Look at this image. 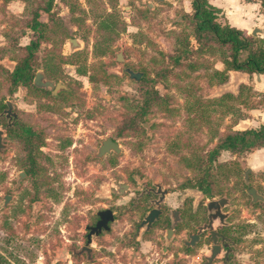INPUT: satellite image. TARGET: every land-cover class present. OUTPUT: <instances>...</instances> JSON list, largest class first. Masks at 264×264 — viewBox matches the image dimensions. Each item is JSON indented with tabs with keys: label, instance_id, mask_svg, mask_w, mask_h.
<instances>
[{
	"label": "rangeland",
	"instance_id": "rangeland-1",
	"mask_svg": "<svg viewBox=\"0 0 264 264\" xmlns=\"http://www.w3.org/2000/svg\"><path fill=\"white\" fill-rule=\"evenodd\" d=\"M3 1L0 252L5 263L0 264H21L15 253L21 254L22 264H70L71 254L64 255V250L73 248V239L84 244L88 214L93 220L95 210L104 207L116 209L119 215L105 235L106 246L101 247L104 264H203L194 255L180 260L175 251L169 258L161 252L160 247L167 244L164 224L140 237L137 245L130 241L131 235L151 205L168 210L185 203L188 208H200L204 215L206 201L220 196L228 200L222 210L231 213L229 230L241 244V264H264V202H251L246 192L253 185L264 194V170L251 169L246 182L244 169L250 166L246 152L221 149L211 156L218 137L229 126H247L242 119L251 117L249 109L261 103V96L248 90L247 84L241 90L244 101L226 96L229 90L217 89L214 71L220 55L213 52L212 44L201 50L193 35L191 0H90L91 10L86 0H53L50 11L41 13L48 26L31 58V78L17 85L9 82L6 70H12L26 54L24 45L33 35L28 24L44 0ZM223 1L233 10V20H248L237 6L238 0ZM246 1L259 2L258 9L250 6L253 24L262 34L264 0ZM118 50L123 52L124 62L116 60ZM122 66L141 75L132 77ZM36 70L70 89L52 93L50 88L33 84ZM147 86L158 97L143 111L142 91ZM6 100L12 102L11 112L19 121L10 131L5 128ZM105 136L118 141L121 151L97 157L94 153ZM29 156L38 168L31 176H63L66 183L44 182L37 216L38 205L32 207L31 216V203L27 202L26 210L12 215L9 223L2 196L9 186H15L14 178ZM120 183L129 188L117 192ZM143 192L153 199L140 200L134 206L135 196ZM14 194L19 201V192ZM123 210L126 213L121 214ZM248 218L253 221H246ZM8 231L13 234L11 240ZM174 246L169 243L171 249ZM202 248L206 250V245ZM245 248L255 250L256 255L248 257ZM131 250L141 252V258L131 262ZM149 251L154 253L146 258ZM80 261L86 262L85 254Z\"/></svg>",
	"mask_w": 264,
	"mask_h": 264
},
{
	"label": "flooded vegetation",
	"instance_id": "flooded-vegetation-1",
	"mask_svg": "<svg viewBox=\"0 0 264 264\" xmlns=\"http://www.w3.org/2000/svg\"><path fill=\"white\" fill-rule=\"evenodd\" d=\"M86 3H88L89 9L91 10L92 5L90 4V0H86ZM89 9L86 10L87 13L89 12ZM263 34L264 33H262V35ZM256 35H258V33ZM262 35H259V36H262ZM71 42H73V40ZM118 51H121V50H118ZM117 52L115 53V58H116ZM122 56H123V60H119V61L124 62L125 57H124L123 52H122ZM125 68H129V67L122 66V70H126ZM65 86L66 87H59V88L65 89L66 91L70 89L66 84ZM50 91L52 92L51 88H50ZM4 113L7 117V123H6L5 128L6 130L10 131L11 128L14 127L17 122H19L17 120V114L12 113L11 111L9 112V115H7V112H4ZM24 127H26L24 129L25 131H29V128H27L28 126H24ZM29 132L31 133V131ZM112 151H110L109 153H111ZM35 163L36 162L33 160V158L29 156L27 159L25 168H23L22 170H19L16 174V177L14 178L13 184L15 186L13 188L9 186L7 188V191L4 192L2 196L3 207L8 210V214L5 215V218L9 219V223H11L10 222L11 219L13 220L12 215H17L21 211L26 210L27 202L31 203L30 204L31 205V209H30L31 216L33 212L32 207L38 205V209L35 212V216H37L38 210L41 208V205L38 204V202L41 201L39 191L42 188L41 185L44 182L46 183L52 182V183H57V184L66 183L63 180V176H61L62 177L61 179H53V176L52 178L50 177L41 178V177L31 176V173L38 172V168H34ZM10 183L11 182H8V184ZM120 184H122L123 190L129 188V184L127 183H120ZM123 184H126V187H124ZM116 190L118 192L119 188L117 187ZM15 191L19 192V201L16 200L17 194H14ZM162 196L164 197V194ZM135 197L137 198V201L135 200L132 203L134 206L135 204H138L140 200L146 199V201L147 200L150 201L151 199H153L149 195H145L144 192L138 194ZM214 199H217V198H214ZM208 201H206L205 203L206 211L204 215L201 212L200 208L198 207L188 208L185 205V203H183V205L180 206L179 208H169L168 210L164 209L160 205L159 206L158 205L149 206V208H147L144 211V213L140 216V220L134 232L131 235L132 239L130 241L137 245L138 244L137 240L140 239V237L143 238L145 234L147 235L149 234V232L154 231L156 227H159L158 224H164L162 225L164 228L163 238L167 244L165 247L161 246L160 250L163 253H167L168 258L170 257V255H174L173 252L175 251L176 255L178 256V258H180V260L184 257H188L189 255H192V256L194 255L193 259L195 260V259L200 258L203 261L202 262L203 264H241L242 263L241 262L242 261L241 260L242 259L241 258L242 256L241 244L237 240V238H235L232 235V233L229 230L230 229L229 225L231 222L228 220V217L230 216L231 213L223 211L221 208V212L224 213V216L222 218H220L219 216H216L210 219V213L215 212V210L208 209L207 207ZM261 202H264V201H261ZM152 207L158 208L159 210L158 216L154 218V220L150 223L149 226H147L145 223L143 225H140L141 220L148 213L149 209ZM107 208H109L112 212V217L106 219L107 226L100 225V227L97 230L92 231V226H95L97 221L101 218L98 212L100 210H104ZM119 212L123 214V213H126V210L119 211ZM118 216L119 215L117 214L116 209L112 207H104V208L95 210L93 220L89 219L90 216L88 214L87 222L85 225L86 232L83 234L84 241H85L84 244H81L80 240L78 239H73L72 245L74 249L71 246L69 247L71 253L69 252V248H66L63 252L64 255L71 254V258L68 260V263L76 264L77 262H82L80 261V258L85 254L86 262H82V264H91V263L104 264V261H103L104 255H102L103 251L101 250V247L104 248L106 246L105 241H104L105 235L107 232H111L113 228V223L116 220H118ZM246 221H253V220L248 218ZM208 224L210 225L208 226ZM5 226L9 227L10 225H7V222H6ZM234 226L235 225H232L233 228ZM142 227H143V230H141ZM167 229H171L172 231L168 233ZM76 230L79 231L80 229L76 228ZM167 233H168V237H167ZM6 234L8 235V240H11V237L13 236V234H11V232L9 231L6 232ZM212 236L216 237L215 242ZM169 243H173L175 244V246L178 245L176 247H179L180 249H175V246H174V249H171L169 247ZM203 244L206 245V250L204 251L202 248ZM77 245H78V248H77ZM130 245H132L133 247H136L137 249L136 245H133V244H130ZM213 246H218V250L215 253V255L212 257V259L209 261L207 256H210L211 249ZM249 250H250L249 248H245L244 253L247 254L248 257L250 256L254 257L257 252L255 250L249 252ZM131 251H129V253L133 255L131 256L132 257L131 262H134V260L141 258V252H138V250H131ZM9 253L11 255L12 250L9 251ZM152 253L154 252L149 251L145 255V257L149 258L150 257L149 255ZM155 253H157V251ZM20 255L21 254L15 253L14 257L19 263L22 264L23 261L20 259ZM8 259L14 262V260H11L10 258ZM0 262L5 263L4 256H2L1 252H0ZM7 264H10V262H7Z\"/></svg>",
	"mask_w": 264,
	"mask_h": 264
},
{
	"label": "trees",
	"instance_id": "trees-1",
	"mask_svg": "<svg viewBox=\"0 0 264 264\" xmlns=\"http://www.w3.org/2000/svg\"><path fill=\"white\" fill-rule=\"evenodd\" d=\"M52 1L44 0L43 4L34 9L28 24L33 31V35L30 37L29 42L24 45L27 52L18 58L12 70H6L7 78L12 85L25 84L31 78L33 73L31 58L42 36L46 34L48 26L47 21L42 19L41 13L50 11ZM191 8L189 23L193 35L200 43L201 50L212 44L213 52L220 55V59L224 64L223 69L214 71L215 83L227 80V71L230 69L248 73L264 72V34L262 36L252 35L247 30L230 24L222 10L210 3L209 0H191ZM247 86L248 90H252L249 85ZM242 87H246L245 84L240 85L239 92L236 95L230 92L226 96L230 95L236 100L244 101L241 92ZM254 92L261 96L260 101L264 105V93ZM142 95L140 108L145 111L158 97V94L153 87L147 86L143 89ZM261 146H264V121L256 127L251 126L244 129H234L231 125L225 133L218 137L211 156H216L221 149L242 154ZM208 189L209 187L205 186V190Z\"/></svg>",
	"mask_w": 264,
	"mask_h": 264
},
{
	"label": "water",
	"instance_id": "water-1",
	"mask_svg": "<svg viewBox=\"0 0 264 264\" xmlns=\"http://www.w3.org/2000/svg\"><path fill=\"white\" fill-rule=\"evenodd\" d=\"M159 1H162V0H159ZM151 5H152V2H148V6H151ZM261 31L262 29L260 27L255 26L252 28L250 33L252 35H256L257 32H261ZM116 60L118 61L123 60L122 51L117 52ZM125 69L130 73L132 77L139 78V76L141 75L140 71L134 72L130 68H125ZM256 74H258V72H256ZM32 81L37 86L44 87V88H51L52 93H56L59 87H66L65 84L60 81L55 82L54 79L46 78L44 73L41 70H36ZM23 87H24L23 85H20L21 90L23 89ZM6 104H7V108L3 112H7V115H9V112L11 111L10 108H11L12 102L10 100H6ZM143 124L144 126L147 127V122H144ZM3 132H4L3 129L0 128V147L4 145L2 142ZM112 150L116 153H119L121 151L120 144L118 141L112 139L110 136H105L103 139H101L100 144L97 147V150L94 153V155L97 157H101L103 154L109 153ZM250 170H251L250 166H246L244 169L243 178L246 182L248 180V174ZM123 186L126 187V184H123ZM118 188H119L118 192H121L123 190L122 184H119ZM246 192L251 196V202L264 201V194L260 193L255 186L253 185L248 186L246 188ZM227 201L228 200L225 196H221L217 199H212L207 202L208 209L215 210V212L210 213V219L216 216H219L220 218L224 216V213L221 212V208L225 203H227ZM158 212L159 210L157 207L150 208L148 213L141 220L140 225H143L145 223L147 226H149L150 223L154 220V218L158 216ZM98 214L100 215L101 218L97 221L95 226H92V231L97 230L100 227V225L107 226L106 219L112 217V212L109 208L100 210ZM209 225L210 224H208V226ZM171 231H172L171 229H167L168 233H170ZM168 233H167V237H168ZM212 237L215 242L216 237L215 236H212ZM217 250H218V246L212 247L210 256H207L209 261L215 255ZM91 264H96V263H91Z\"/></svg>",
	"mask_w": 264,
	"mask_h": 264
},
{
	"label": "crops",
	"instance_id": "crops-1",
	"mask_svg": "<svg viewBox=\"0 0 264 264\" xmlns=\"http://www.w3.org/2000/svg\"><path fill=\"white\" fill-rule=\"evenodd\" d=\"M4 2L3 0H0ZM210 3L219 7L222 12L224 13L228 22L232 25H235L239 28L250 30L254 27V20H253V8L250 5H254V7L259 8V2H249L246 0H238V7L242 9L243 12L247 14V19L244 22L240 20H233L231 14L233 10H230L226 7V4L223 0H209ZM232 5V4H231ZM233 9V7H232ZM250 12V14H249ZM249 14V15H248ZM245 17V16H244ZM246 19V18H245ZM264 33V32H263ZM258 35H262L261 33ZM219 63V64H218ZM218 63L216 64V69H223L224 64L221 59H219ZM223 66V67H222ZM228 78L224 82L217 83V89L223 92L224 90H229L232 94L236 95L239 91L240 84H247L249 85L252 90L263 92L264 93V72H252L248 73L246 71L241 70H228ZM222 88V89H221ZM249 113H251V117H247L246 119H242L243 123H247L246 127H256L261 122L264 121V105L258 104L254 107L249 109ZM246 161L249 163L251 169H261L264 170V146L256 147L250 151L246 152L245 156Z\"/></svg>",
	"mask_w": 264,
	"mask_h": 264
}]
</instances>
